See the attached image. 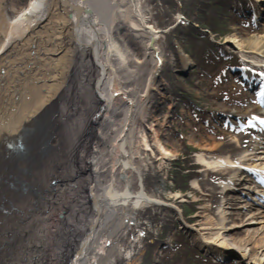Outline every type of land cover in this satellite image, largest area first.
Returning a JSON list of instances; mask_svg holds the SVG:
<instances>
[{
  "label": "bare ground",
  "instance_id": "bare-ground-1",
  "mask_svg": "<svg viewBox=\"0 0 264 264\" xmlns=\"http://www.w3.org/2000/svg\"><path fill=\"white\" fill-rule=\"evenodd\" d=\"M2 5L0 0V264H99L103 257L95 247L104 226L112 224L109 238L119 241L137 211L161 203L147 192L138 159L120 155L133 141L135 109L147 112L161 68V31L149 23L142 0H66L62 7L56 0H31L14 20ZM126 29L142 41L144 57L123 35ZM239 42L242 55L259 64L244 73L264 97V40ZM177 47L186 69L190 58ZM121 108L123 124L107 130L113 123L102 115ZM226 114L239 121V129L232 127L237 136L211 146L218 156L198 154L205 174L217 169L197 183L216 213L215 223L198 231L208 254L232 262L247 257L245 249L232 247L246 242L239 235L253 239L264 232V113ZM101 140L106 155L97 145ZM139 141L149 149L144 132ZM155 144L163 158H172L158 139ZM244 184L253 198L232 209L237 200L225 196L248 197L240 192ZM168 209L182 216L174 206ZM257 250L250 264H264V242Z\"/></svg>",
  "mask_w": 264,
  "mask_h": 264
},
{
  "label": "rangeland",
  "instance_id": "rangeland-1",
  "mask_svg": "<svg viewBox=\"0 0 264 264\" xmlns=\"http://www.w3.org/2000/svg\"><path fill=\"white\" fill-rule=\"evenodd\" d=\"M30 1L3 0L2 8L8 14L7 18L14 20L29 6ZM225 1L142 0V4L147 6L149 23L161 31L158 43L162 50V61L161 68L155 75V85L143 107L147 112L142 113L140 108L135 109L131 125L133 141L132 144L129 142L126 144V156L123 153L120 155L126 159L134 156L138 159L140 168L144 170V185L147 192L156 195L161 203L160 206L137 211L133 215L135 224L126 227L125 235L119 241L109 238L111 233L108 229L112 228V224L104 226L105 231L101 237L99 236L97 240L99 244L95 247L96 252L103 257L98 259L99 264H164L173 258V250L182 241L192 246L195 243L197 247L206 251L199 243L202 237L198 229L211 227L212 222L215 223L216 213L210 211L214 208L211 199L207 193L201 191V186H197V183L201 184L203 179H209L217 169L208 170L205 174L207 168L199 165L198 154L218 156L219 152L210 151L211 146L220 145L224 138L231 139L237 136L232 127L239 129L240 123L235 117H228L226 113L264 111L261 99L259 101L260 94L256 89L255 91L251 89V83L249 84L244 73L246 68L259 64L248 61L242 55L239 42L240 38L264 40V0H252L248 7H241L238 14L247 20L240 23L237 22L238 19H228L222 10ZM191 26H199L197 29L205 33L209 39L215 38L214 40L224 43L223 47L227 52L234 54L231 60L233 63L227 61L228 57H218V60L224 63L221 66L219 63L204 64V61L195 59L196 41H192L191 37L183 33L189 31ZM123 35L130 37L131 47L140 57H144L146 49L142 41L132 38L133 33L128 29ZM3 38L0 37V41ZM179 45L190 58L191 64L186 69L178 54ZM153 68V63H150L148 72L151 73ZM185 71L189 76L183 74ZM116 80L118 82V79ZM134 94L141 96L139 92ZM120 104L116 102V105ZM193 107L199 110L201 116L193 112ZM122 110L123 108L116 112L109 110L108 114L102 115L113 123L107 130L121 127L125 119ZM242 121H244L242 125L247 122ZM143 132L149 140L148 150H145L147 148L139 141ZM99 133V137L103 138L105 133L103 126ZM154 133H157V138ZM217 136L222 137L218 139ZM156 139L172 151V158L166 159L159 154ZM97 145L100 152L106 155L107 147L103 141ZM141 157L148 161L147 167L144 166ZM244 178L245 176L242 177ZM138 184L135 185L136 190L139 188ZM248 187L247 184L239 186L240 192L248 194L246 198L239 193L225 196L226 199L237 200L232 209L239 208L249 198H253L245 189ZM166 206H174L182 216L171 213ZM228 212L231 213L232 210L228 209ZM117 222L121 223L120 220ZM233 234H230L229 238L234 237ZM239 236L243 243L246 242L232 247L238 253L245 249L247 257L241 260L250 264L258 255L257 248L264 242V232L253 239ZM193 248L195 249L194 246ZM197 251L207 258L210 264H239L238 260L234 261L235 263L233 261L221 263L212 257H206L198 249ZM128 252L131 253L129 257ZM228 256L233 258L238 255Z\"/></svg>",
  "mask_w": 264,
  "mask_h": 264
},
{
  "label": "trees",
  "instance_id": "trees-1",
  "mask_svg": "<svg viewBox=\"0 0 264 264\" xmlns=\"http://www.w3.org/2000/svg\"><path fill=\"white\" fill-rule=\"evenodd\" d=\"M220 8H222V5H220ZM222 10L226 13L228 19H235V13L231 8L230 0L224 2ZM183 33L185 36L191 37L192 41H196V47L199 46L198 49L195 47V59L202 62L204 61V64L209 63V65L217 62L215 57L217 56L218 51L205 33L200 32L193 26L190 27L189 31H183ZM173 253V258L168 259L164 264H203V262H209L207 258L203 257L202 254L197 251L196 248L194 249L190 243L185 241L177 244Z\"/></svg>",
  "mask_w": 264,
  "mask_h": 264
},
{
  "label": "water",
  "instance_id": "water-1",
  "mask_svg": "<svg viewBox=\"0 0 264 264\" xmlns=\"http://www.w3.org/2000/svg\"><path fill=\"white\" fill-rule=\"evenodd\" d=\"M57 1V3L62 7L63 5H65L66 4V0H56ZM82 1H87V0H82ZM87 14H89L90 12H91V10L90 9H88V10H86L85 11ZM183 74H185L186 76H187V72H185V73H183Z\"/></svg>",
  "mask_w": 264,
  "mask_h": 264
},
{
  "label": "snow or ice",
  "instance_id": "snow-or-ice-1",
  "mask_svg": "<svg viewBox=\"0 0 264 264\" xmlns=\"http://www.w3.org/2000/svg\"><path fill=\"white\" fill-rule=\"evenodd\" d=\"M261 123H264V121H261Z\"/></svg>",
  "mask_w": 264,
  "mask_h": 264
}]
</instances>
